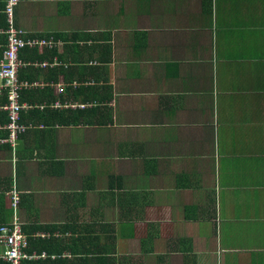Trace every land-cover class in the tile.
I'll use <instances>...</instances> for the list:
<instances>
[{"label": "crops", "instance_id": "obj_1", "mask_svg": "<svg viewBox=\"0 0 264 264\" xmlns=\"http://www.w3.org/2000/svg\"><path fill=\"white\" fill-rule=\"evenodd\" d=\"M14 24L59 45L18 54L14 147L0 109V228L49 264H264V0H19Z\"/></svg>", "mask_w": 264, "mask_h": 264}, {"label": "built area", "instance_id": "obj_2", "mask_svg": "<svg viewBox=\"0 0 264 264\" xmlns=\"http://www.w3.org/2000/svg\"><path fill=\"white\" fill-rule=\"evenodd\" d=\"M19 0H6V6L0 10L6 18V27L0 29V36L6 37V48L0 59V91L7 90V103L0 106V109L5 110L8 115L6 128L8 130V142L12 147L15 146L18 135L24 132L27 127L22 126L18 122L19 115L22 109L28 107L20 102V91L28 86L21 84L17 79V73L20 68L26 67L28 64L21 63L18 59V54L23 49H34L47 47L53 49L59 44L52 41H38L36 39L25 38V33L20 31L14 24V9L18 5ZM54 63H37L33 67L48 68L56 66ZM57 105V104H56ZM10 203L16 208L19 204L18 193L13 189L10 192ZM38 238V237H37ZM39 238L48 239V235H41ZM0 249H2L1 258L11 264H21L23 260H36L44 258L45 254L35 255L27 254L28 239L22 232V225L16 217L8 225H3L0 228Z\"/></svg>", "mask_w": 264, "mask_h": 264}, {"label": "trees", "instance_id": "obj_3", "mask_svg": "<svg viewBox=\"0 0 264 264\" xmlns=\"http://www.w3.org/2000/svg\"><path fill=\"white\" fill-rule=\"evenodd\" d=\"M5 22H6L5 17L3 15H0V27H2V26L5 27L6 26ZM2 51H3V49L0 50V56L2 54ZM31 52L32 51H28V50L24 51V53H27L28 56H31V55H29V53H31ZM61 250H62V248L54 246L52 240H50V239H40V238L29 239L28 240V250L26 251V253L32 254L33 252H35L38 255L45 254V257L44 258H38L35 261L23 260V261H21V264H49V263H52V260L47 259L48 256L53 255V254H55V255L60 254ZM106 255L107 254H105V256ZM0 264H11V263L0 259ZM105 264H109V263L105 261Z\"/></svg>", "mask_w": 264, "mask_h": 264}]
</instances>
